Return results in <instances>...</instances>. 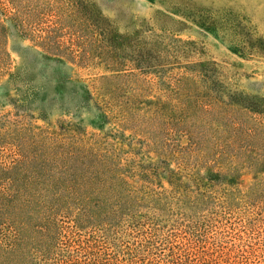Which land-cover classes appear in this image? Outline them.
<instances>
[{
  "label": "rangeland",
  "instance_id": "obj_1",
  "mask_svg": "<svg viewBox=\"0 0 264 264\" xmlns=\"http://www.w3.org/2000/svg\"><path fill=\"white\" fill-rule=\"evenodd\" d=\"M0 21V135L19 123L69 133L109 151L154 199L177 185L196 193L195 178L211 194L203 207L139 209L153 224L85 228L78 264H264V162L249 166L256 150L229 145L224 127L227 114L264 127V0H0ZM208 99L226 105L205 112Z\"/></svg>",
  "mask_w": 264,
  "mask_h": 264
},
{
  "label": "trees",
  "instance_id": "obj_2",
  "mask_svg": "<svg viewBox=\"0 0 264 264\" xmlns=\"http://www.w3.org/2000/svg\"><path fill=\"white\" fill-rule=\"evenodd\" d=\"M19 24L24 33L30 34L48 52L62 53V45L52 40L50 34L40 35V30L25 20ZM6 46V29L0 21V74L10 66ZM188 79L193 84L198 82L194 77ZM205 102V112L209 106L220 109L226 105L213 99ZM242 113L256 122L247 110ZM226 121L229 123L224 127L234 133L229 145L246 143L253 147L256 151L249 158V166L261 165L264 127L258 124L244 128L228 114ZM1 124L5 126V122ZM15 129V137L0 135V264H78L82 251L80 232L85 228L97 231L104 224L122 222L141 227L153 221L139 214V209H153L154 203L165 202L179 208L184 200L194 208L203 207L211 198L195 178L196 193L192 191L194 186L177 185L170 192L155 193L154 199L153 190L126 181L109 151H100L69 133L20 123ZM213 143L214 147L218 144L216 140ZM4 144L13 148L9 156L3 154ZM214 158L212 162L218 157ZM177 176L178 172L173 173V177ZM261 187L257 186L256 191Z\"/></svg>",
  "mask_w": 264,
  "mask_h": 264
}]
</instances>
